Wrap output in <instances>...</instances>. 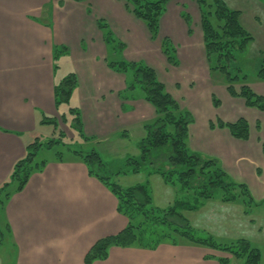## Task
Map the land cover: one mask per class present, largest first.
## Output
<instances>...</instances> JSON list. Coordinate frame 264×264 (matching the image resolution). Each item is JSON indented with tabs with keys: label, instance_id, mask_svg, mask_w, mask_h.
I'll list each match as a JSON object with an SVG mask.
<instances>
[{
	"label": "crops",
	"instance_id": "crops-1",
	"mask_svg": "<svg viewBox=\"0 0 264 264\" xmlns=\"http://www.w3.org/2000/svg\"><path fill=\"white\" fill-rule=\"evenodd\" d=\"M188 1L170 0L160 19L161 37L168 36L186 47L179 48L178 55L180 69L187 71L174 74L163 61L159 41L152 39L125 0H0V186L10 179L15 163L26 156L28 145L51 129L46 118L60 125L62 116L67 120L74 117L70 108L77 109L83 134L89 139L80 137L69 122L73 141L85 149V143L93 146L97 142L101 147L93 148L105 164L103 153L117 154V147L125 148L130 129L142 125L145 130V125L155 120V108L138 97V92L124 98L126 79L108 64L110 46L99 20L108 24L117 39L138 29L149 45L156 43L160 61L155 64L150 56L143 60L179 102L184 97L180 92L185 81L182 74L193 70L191 77L200 74L210 81L202 27L190 37L187 23L179 15ZM194 3L197 10L191 12L201 25L200 7ZM229 7L243 10V5ZM240 20L245 27L242 11ZM61 48L68 68L58 76L54 54ZM71 73L76 75L77 85L68 108L58 106L56 85ZM138 154L124 158L137 159ZM46 160L43 170L31 174L25 187L6 205L2 225L8 222L11 231L0 245V264H88L85 258L93 245L128 224V218L118 211L115 194L80 158L67 155L57 159L54 155ZM127 171L133 173L131 168ZM219 257L214 249L189 242L161 243L155 248L113 245L107 257L89 264H221Z\"/></svg>",
	"mask_w": 264,
	"mask_h": 264
},
{
	"label": "trees",
	"instance_id": "trees-1",
	"mask_svg": "<svg viewBox=\"0 0 264 264\" xmlns=\"http://www.w3.org/2000/svg\"><path fill=\"white\" fill-rule=\"evenodd\" d=\"M169 1L125 0L127 8L145 23L153 39L158 37L160 19ZM196 1L201 10L204 47L211 69H219L227 74L229 80L227 89L232 96L240 95L248 106L264 110V96L255 93L248 85L236 91L232 84L235 76L231 74L230 67L236 55L254 40L253 35L241 23V11L230 8L224 0H213V3L207 0ZM212 17L219 22L218 27ZM98 24L107 44L117 47L119 39L111 32L108 24L104 20H99ZM162 44L168 59L178 64L177 50L171 40L165 37ZM108 64L113 70L125 75L126 89L123 94L125 99L135 97L138 92V97L149 102L156 111L155 120L145 125L146 134L138 144L140 158H130L127 161L133 166L131 171L139 173L142 166L149 163L153 166L151 173L161 175L166 184L174 186L183 196H178L166 208H160L154 204L149 182L128 187L114 182L113 176L126 174L129 171L111 172L95 148L85 149L63 139H51L47 142L37 139L28 145L26 156L15 163L10 179L0 186L1 222L4 220L5 208L11 196L25 187L31 174L45 167L46 159L37 161L39 151L60 145L58 150H54L55 157L62 159L67 155H74L80 158L87 165L89 172L115 194L118 199V211L128 218V224L121 232L102 238L93 245L86 255V263L107 257L109 248L113 245L155 248L161 243L178 245L189 242L229 253L230 257L218 258L221 264H232V259L237 260L239 264H260L264 256L249 241L240 239L236 244L228 245L216 242L211 236L201 237L185 214L200 209L204 200L218 197L224 202L239 200L246 204L254 202L247 185L233 181L220 167L218 160L191 151L187 141L189 126L194 118L189 111L181 108L178 100L167 90L153 67L135 61H109V58ZM257 74L264 80V64L258 69ZM76 85L77 77L74 73L58 82L56 85L58 106L63 102L69 103ZM70 112L74 115L71 126L80 137L89 139L83 134L78 110L70 108ZM62 118L64 122L67 121L65 116ZM44 122L57 124L56 120L47 118ZM210 126L216 127L213 122ZM218 127L228 128L236 138L248 139L250 136L249 123L245 118H240L236 122L219 121ZM2 226H0V245L4 244L11 231L8 222Z\"/></svg>",
	"mask_w": 264,
	"mask_h": 264
},
{
	"label": "rangeland",
	"instance_id": "rangeland-1",
	"mask_svg": "<svg viewBox=\"0 0 264 264\" xmlns=\"http://www.w3.org/2000/svg\"><path fill=\"white\" fill-rule=\"evenodd\" d=\"M207 1L213 3V0ZM224 1L228 6L243 5V10H241L243 24L254 37V40L248 44L246 49L236 55V59L233 61L232 67H230L231 74L233 73L235 76L232 84L236 91H240L241 87L248 85L255 93L264 96V80L259 78L257 74L258 69L264 64V3L259 4L256 0ZM194 2L197 1L189 0L183 4V12L179 11L180 17L182 16L181 19L185 24L187 23L190 37H195L197 28H201L200 21L195 20L196 13L194 12H196L197 8L194 7ZM191 10L194 12H191ZM211 19L218 27L219 22H216L214 17ZM128 33L131 35L119 39L117 47L110 45L109 61L120 62L127 60L144 64L143 58L149 56L155 64L160 61L158 51L155 53L154 48H158L155 42L154 45H149V42L142 37L143 34L138 29ZM165 37L168 36L161 37L159 30L158 37L156 39L152 38L159 41V48L164 55L163 61L166 62L167 67L173 70L174 74L187 71L180 69L178 55V49L186 47L181 46L180 42L179 46L168 37L177 50L176 57L179 63L174 64L163 51L162 42ZM66 50L67 48H65ZM63 54L65 52L62 48L55 50V69L58 71V76L61 71H65L68 68ZM209 71L210 81L202 79L203 76L200 74L196 77H191L195 74V71L193 74L189 71L186 76L182 74L185 77V81L181 84L180 92L184 97L181 98V103L178 102L184 111H189L192 114L195 121L191 129L189 127L187 144L191 151L199 153L206 158L218 160L220 167L233 181L246 184L254 202L247 204L242 202V200L224 202L218 197L217 199L204 200V204L200 209L188 211L185 214L192 225L195 226L197 234L201 237L211 236L216 242L228 245L236 244L238 240L245 239L253 247L258 248L264 256V110L248 106L245 99L240 95L232 96L227 89L229 86L227 74L219 69H211L210 65ZM162 72L167 76L165 69ZM60 80L62 78L58 82ZM193 81L196 83H193ZM67 104L63 102L60 105L68 108ZM240 118H245L249 123L250 136L248 139L236 138L228 128L218 127L219 121L236 122ZM72 120L73 118L69 117V120L65 123L60 119V125L52 123L51 129L44 131V135L39 140L47 142L51 139H63L66 142L75 143L72 138L74 136L70 130L71 126L69 127L68 125L69 122L72 123ZM211 122L216 125L215 128H211ZM205 127L207 128L205 129ZM144 132L142 125L141 127L134 126L130 129V139L126 141L125 148L123 146L117 147V154L106 155L103 153L106 164L113 169L108 167L111 172H117L120 169L127 171L133 167L127 164L124 157L136 158L138 154L137 145ZM115 140L116 138L113 141ZM54 147H52L53 149L45 148L40 150L37 155V161L54 157V150H58L61 146L55 145ZM85 147L87 149L100 148L101 145L98 146L97 142H93V146L85 143ZM138 156L140 158V154ZM152 167L151 164L145 163L139 173H127V175L123 174L117 178L113 176V181L123 187L149 182L154 197V204L160 208H166L178 196H183V194H179L174 186L166 184L161 175L151 173L153 172ZM0 226H2L1 220ZM1 248L0 251L2 252ZM214 252H218L223 257L231 256L229 253L217 249H214ZM232 261L239 263L235 259H232ZM260 264H264V257Z\"/></svg>",
	"mask_w": 264,
	"mask_h": 264
}]
</instances>
